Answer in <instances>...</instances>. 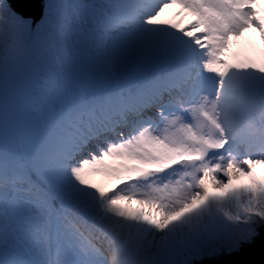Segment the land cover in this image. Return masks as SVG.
Returning a JSON list of instances; mask_svg holds the SVG:
<instances>
[{
	"label": "snow or ice",
	"instance_id": "snow-or-ice-1",
	"mask_svg": "<svg viewBox=\"0 0 264 264\" xmlns=\"http://www.w3.org/2000/svg\"><path fill=\"white\" fill-rule=\"evenodd\" d=\"M24 2L0 0V264H264V0Z\"/></svg>",
	"mask_w": 264,
	"mask_h": 264
},
{
	"label": "water",
	"instance_id": "water-1",
	"mask_svg": "<svg viewBox=\"0 0 264 264\" xmlns=\"http://www.w3.org/2000/svg\"><path fill=\"white\" fill-rule=\"evenodd\" d=\"M14 5L16 10L23 13L25 16H35L37 20L40 18L41 8L39 3L24 2V0H14ZM235 259L252 261L256 262V264H259L262 259L259 241L252 249L246 250L242 256L236 257Z\"/></svg>",
	"mask_w": 264,
	"mask_h": 264
},
{
	"label": "bare ground",
	"instance_id": "bare-ground-1",
	"mask_svg": "<svg viewBox=\"0 0 264 264\" xmlns=\"http://www.w3.org/2000/svg\"><path fill=\"white\" fill-rule=\"evenodd\" d=\"M176 10H166L164 14L165 19H171V16L174 14ZM235 40V38H234ZM250 42H254L256 44H259V34L256 32V30L253 29H247L245 32L242 34V36L239 38V43L234 45V50L240 49L242 47L247 46ZM243 152V150H242ZM253 172L260 177L264 178V164H259L255 165L253 168ZM250 181V177L248 176H241L238 179L234 180V184H243V183H248ZM209 185H211V181H209Z\"/></svg>",
	"mask_w": 264,
	"mask_h": 264
},
{
	"label": "rangeland",
	"instance_id": "rangeland-1",
	"mask_svg": "<svg viewBox=\"0 0 264 264\" xmlns=\"http://www.w3.org/2000/svg\"><path fill=\"white\" fill-rule=\"evenodd\" d=\"M171 18H173V15L171 16ZM254 173H255V172H254ZM255 175H256V174H255ZM209 186H210V190H215V189H212V188H211V185H209Z\"/></svg>",
	"mask_w": 264,
	"mask_h": 264
}]
</instances>
